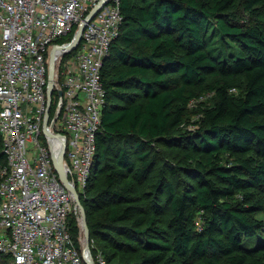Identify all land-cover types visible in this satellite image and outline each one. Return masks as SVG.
<instances>
[{
  "label": "trees",
  "instance_id": "obj_1",
  "mask_svg": "<svg viewBox=\"0 0 264 264\" xmlns=\"http://www.w3.org/2000/svg\"><path fill=\"white\" fill-rule=\"evenodd\" d=\"M120 8L124 21L101 69L106 103L96 154L79 199L91 236L127 231L140 256L116 260L104 244L99 253L107 264H264V222L254 217L264 210V0H121ZM204 92L213 96L196 127L173 134ZM172 143L198 154H186L183 171L194 181L179 190L165 176L178 169L165 170L149 150ZM157 159L151 211H140L134 189ZM95 208H106L104 220L92 219ZM116 245L121 253L128 243Z\"/></svg>",
  "mask_w": 264,
  "mask_h": 264
},
{
  "label": "built area",
  "instance_id": "obj_2",
  "mask_svg": "<svg viewBox=\"0 0 264 264\" xmlns=\"http://www.w3.org/2000/svg\"><path fill=\"white\" fill-rule=\"evenodd\" d=\"M101 1L0 0V254L11 264H107L73 240L74 199L55 170L65 146L78 193L91 175L106 103L101 69L124 21L121 0H107L85 22Z\"/></svg>",
  "mask_w": 264,
  "mask_h": 264
},
{
  "label": "rangeland",
  "instance_id": "obj_3",
  "mask_svg": "<svg viewBox=\"0 0 264 264\" xmlns=\"http://www.w3.org/2000/svg\"><path fill=\"white\" fill-rule=\"evenodd\" d=\"M134 2H139V0H133ZM215 78L211 75H207V82L210 84H213ZM231 94L237 95L238 90L232 89L230 91ZM213 96V93L210 92H204L198 99H193L189 102L187 111L185 113V121L182 125H180L178 128H176L173 132V134H180L184 132L185 130H191L196 127V122L200 118V108L204 105H208L210 103V100ZM122 146L125 147L129 152L134 156V150L132 149V144H124L122 143ZM148 149V147H146ZM150 152L155 154L157 158H161L165 160L164 167L165 170H170L172 168L178 169L177 175L174 177L172 174L166 173V178L171 179L174 181L177 185V189L179 190V184H183L184 182H193L194 179L191 178L185 171H183V166L185 164L186 160V154L190 152L195 157L198 156V154H194L191 151H189L188 145L186 143H172L170 146H164L160 144H152L149 148ZM105 160V159H104ZM107 161L112 162V155H107ZM163 166V163L161 160L157 159L156 167L153 170L149 180L141 185H138L135 187L134 191L136 192L137 196V204L140 206V211H151L150 203L151 199L154 198L152 195H150L151 189V183L155 182V177L157 174V168ZM102 179V174L99 173V176L95 180V186L98 188L99 183ZM262 199L263 194L260 192H255V199ZM107 204H111V202H108ZM82 205V204H81ZM106 204H103L105 206ZM100 210V213L98 212ZM105 211L106 208H95L92 212V219L93 220H104L105 219ZM169 216L168 211L164 215L163 219L160 218V220H165ZM254 217L257 219H260L264 222V210H259L254 212ZM161 222H159V225ZM196 225H198V219L196 220ZM199 226V225H198ZM72 232L77 231L78 235V242L80 243V246L85 243V237H84V230H83V223L81 218V213L79 207L74 202V208H73V216H72ZM89 230V228H88ZM129 233V232H128ZM127 231H124V233H113L112 235H106V234H97L96 236H91L90 230H89V238H90V244L92 245L91 248H95L97 252L100 251L101 245L104 244L107 249H109L113 254H119L118 259L121 261H127L134 263L138 260L139 254L136 253L133 248L139 247L138 242L133 239L132 236H129ZM120 242H127L128 245L124 247V251L120 253V247L116 244H119ZM98 249H97V248ZM3 259H0V264H2ZM4 264H11L9 261ZM224 264V263H222Z\"/></svg>",
  "mask_w": 264,
  "mask_h": 264
},
{
  "label": "water",
  "instance_id": "obj_4",
  "mask_svg": "<svg viewBox=\"0 0 264 264\" xmlns=\"http://www.w3.org/2000/svg\"><path fill=\"white\" fill-rule=\"evenodd\" d=\"M106 3H107V0H103L96 7H94L93 10L88 15L87 19L85 20V22L90 21L94 17V15L96 14V12L100 9V6L105 5ZM85 22L79 28V30L76 34V37H75V43L70 46L71 49H73L75 47L76 42L80 39L81 31H82V28H83ZM53 78H54V64H53V60L51 59L50 64H49V69H48V90H47L48 108L50 107V104H51ZM64 151H65V146L62 150V153L58 157L57 162L55 163V170L58 174L60 182L64 185V187L66 189H68L71 192L73 199H74V202L76 203V205L80 209L82 223H83L84 237H85L84 249H88L90 238H89V230H88V226H87L86 214H85L83 206L80 203L79 193L77 192L76 188L74 186H72V184L69 182L68 177L66 175V172L64 170V166H63ZM89 264H91V263H89Z\"/></svg>",
  "mask_w": 264,
  "mask_h": 264
}]
</instances>
